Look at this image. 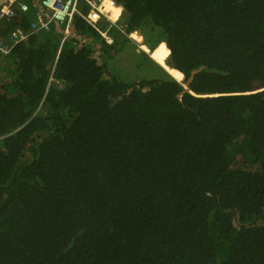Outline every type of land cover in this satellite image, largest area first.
Wrapping results in <instances>:
<instances>
[{
	"label": "trees",
	"instance_id": "obj_1",
	"mask_svg": "<svg viewBox=\"0 0 264 264\" xmlns=\"http://www.w3.org/2000/svg\"><path fill=\"white\" fill-rule=\"evenodd\" d=\"M107 5L0 57V264H264V0Z\"/></svg>",
	"mask_w": 264,
	"mask_h": 264
},
{
	"label": "built area",
	"instance_id": "obj_2",
	"mask_svg": "<svg viewBox=\"0 0 264 264\" xmlns=\"http://www.w3.org/2000/svg\"><path fill=\"white\" fill-rule=\"evenodd\" d=\"M29 2L35 3L36 6V20L29 23V29L23 30L16 27L11 30L6 36L0 33V56H6L11 49L20 41L24 40L31 32L37 30H49L52 25L60 29V46L69 40L72 36V21L74 16L80 17L88 26L94 29L101 38L107 43L111 44L112 36L109 34L110 27L114 26L126 34L136 45L137 49L140 47V39H134L131 33H125L117 26V20L120 13L115 19H110L108 15L101 10L103 0H5L0 6L3 9L7 6V11H0V25L4 21L11 20L16 11L20 13L26 12L29 9ZM115 3V2H114ZM105 19L108 22L106 28L100 26V21Z\"/></svg>",
	"mask_w": 264,
	"mask_h": 264
},
{
	"label": "rangeland",
	"instance_id": "obj_3",
	"mask_svg": "<svg viewBox=\"0 0 264 264\" xmlns=\"http://www.w3.org/2000/svg\"><path fill=\"white\" fill-rule=\"evenodd\" d=\"M25 1L28 2V0ZM99 24L102 28H106L108 26V25L106 26L103 25V19L100 21ZM55 28L58 29L57 26H55ZM128 39L130 43L136 46V44L130 38ZM135 53L136 52H132L130 46H127L126 50L123 53L118 54L116 57H114L109 61L108 67L116 75L117 74L121 75V77L125 76L129 79H140L142 77L147 78L150 77L149 74L153 76L155 73L158 72V70L154 72V70H152L151 67H147L146 65L148 64V62L146 60L143 63H140V61L136 59L137 55Z\"/></svg>",
	"mask_w": 264,
	"mask_h": 264
},
{
	"label": "clouds",
	"instance_id": "obj_4",
	"mask_svg": "<svg viewBox=\"0 0 264 264\" xmlns=\"http://www.w3.org/2000/svg\"><path fill=\"white\" fill-rule=\"evenodd\" d=\"M107 7L108 8H111L112 6L110 5V4H108L107 5ZM121 8V7H120ZM8 9H7V6H5L3 9H0V11H4V12H6ZM119 10L118 9H115L114 10V12H118ZM121 12H122V8H121ZM120 15H121V13H120ZM120 17V16H119ZM118 21V20H117ZM135 31H137L139 34H140V32L138 31V30H135ZM133 32V31H132ZM132 32H130V33H132ZM141 35V34H140ZM128 37V36H127ZM129 38V37H128ZM142 43V36H141V39H140V44ZM153 59V58H152ZM153 62L154 63H156L158 66H160V67H162L167 73H169L166 69H165V67L163 66V65H161L160 63H158L155 59H153ZM164 63H165V60H164ZM171 69H174V68H171ZM177 70V69H176ZM179 71V70H178ZM170 74V73H169ZM181 74H182V79L181 80H177L176 78H174L171 74V76L176 80V81H178V82H180V83H182V85H184L185 84V82H183L184 81V75H183V73L181 72ZM184 88H185V85H184ZM189 89V88H188ZM217 95H218V93H217Z\"/></svg>",
	"mask_w": 264,
	"mask_h": 264
},
{
	"label": "water",
	"instance_id": "obj_5",
	"mask_svg": "<svg viewBox=\"0 0 264 264\" xmlns=\"http://www.w3.org/2000/svg\"><path fill=\"white\" fill-rule=\"evenodd\" d=\"M4 1H5V0H0V6L3 4ZM196 72H197V70L192 71L191 76L186 80V82H185V84H184V85H185V88L183 89L182 93L185 92V89H188V86H190V85H189V82L192 80V76H193V74L196 73Z\"/></svg>",
	"mask_w": 264,
	"mask_h": 264
},
{
	"label": "snow or ice",
	"instance_id": "obj_6",
	"mask_svg": "<svg viewBox=\"0 0 264 264\" xmlns=\"http://www.w3.org/2000/svg\"><path fill=\"white\" fill-rule=\"evenodd\" d=\"M107 4L113 5L114 2H118V0H106ZM259 90V89H258Z\"/></svg>",
	"mask_w": 264,
	"mask_h": 264
},
{
	"label": "crops",
	"instance_id": "obj_7",
	"mask_svg": "<svg viewBox=\"0 0 264 264\" xmlns=\"http://www.w3.org/2000/svg\"><path fill=\"white\" fill-rule=\"evenodd\" d=\"M32 5V7L34 8V12L36 10V6H35V3H32V2H29V5ZM120 13H121V9H120ZM58 30L60 31V29L58 28ZM61 33V32H60Z\"/></svg>",
	"mask_w": 264,
	"mask_h": 264
},
{
	"label": "bare ground",
	"instance_id": "obj_8",
	"mask_svg": "<svg viewBox=\"0 0 264 264\" xmlns=\"http://www.w3.org/2000/svg\"><path fill=\"white\" fill-rule=\"evenodd\" d=\"M103 1H104V0H103ZM100 8H101V10H102L103 12L106 13V11H105V10L103 9V7H102V4H101V7H100ZM106 14H107V13H106ZM107 15H108V14H107ZM108 17H109L110 19H112L111 16L108 15ZM131 36H132V35H131Z\"/></svg>",
	"mask_w": 264,
	"mask_h": 264
},
{
	"label": "flooded vegetation",
	"instance_id": "obj_9",
	"mask_svg": "<svg viewBox=\"0 0 264 264\" xmlns=\"http://www.w3.org/2000/svg\"><path fill=\"white\" fill-rule=\"evenodd\" d=\"M1 57H5V56H1Z\"/></svg>",
	"mask_w": 264,
	"mask_h": 264
}]
</instances>
